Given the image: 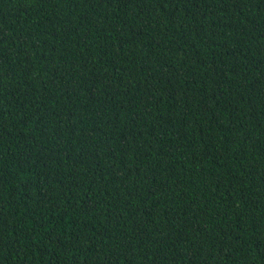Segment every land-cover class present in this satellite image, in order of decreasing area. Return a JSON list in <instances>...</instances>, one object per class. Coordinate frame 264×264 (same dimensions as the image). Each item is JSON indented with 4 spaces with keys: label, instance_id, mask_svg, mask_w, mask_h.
<instances>
[{
    "label": "trees",
    "instance_id": "1",
    "mask_svg": "<svg viewBox=\"0 0 264 264\" xmlns=\"http://www.w3.org/2000/svg\"><path fill=\"white\" fill-rule=\"evenodd\" d=\"M0 264H264V0H0Z\"/></svg>",
    "mask_w": 264,
    "mask_h": 264
}]
</instances>
